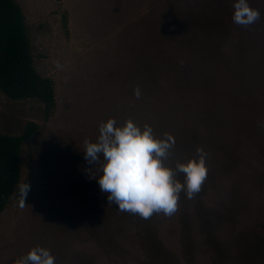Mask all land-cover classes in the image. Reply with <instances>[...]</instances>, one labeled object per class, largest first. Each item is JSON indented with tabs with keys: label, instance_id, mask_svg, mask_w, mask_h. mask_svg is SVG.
I'll return each mask as SVG.
<instances>
[{
	"label": "rangeland",
	"instance_id": "1",
	"mask_svg": "<svg viewBox=\"0 0 264 264\" xmlns=\"http://www.w3.org/2000/svg\"><path fill=\"white\" fill-rule=\"evenodd\" d=\"M16 2L34 66L53 80L55 106L46 115L40 101L0 91V133L37 124L0 213V264L36 245L49 248L56 264H264V83L251 89L248 82L264 60V0H249L261 18L252 28L235 24L237 38L216 58L223 68L226 53L237 52L230 67L242 65L217 76L216 93L187 88V0ZM168 55L166 74L157 68ZM141 64L158 73L152 91L141 84ZM225 105L227 119L219 111ZM109 117L171 133L181 158L203 147L208 173L200 192L181 193L171 217L143 219L109 203L99 165L83 151ZM22 183L29 185L23 208Z\"/></svg>",
	"mask_w": 264,
	"mask_h": 264
},
{
	"label": "trees",
	"instance_id": "2",
	"mask_svg": "<svg viewBox=\"0 0 264 264\" xmlns=\"http://www.w3.org/2000/svg\"><path fill=\"white\" fill-rule=\"evenodd\" d=\"M232 5L233 0H187V88L201 87L210 93H216L214 88L217 76L229 74L242 67H230L232 61L235 63L234 55H237V52L226 53L228 56L226 55L223 68L216 61L219 55L224 59L222 48L224 50L226 46L233 45L238 36L233 33L236 25L232 21ZM238 46L241 47L240 43ZM169 56L163 58L157 68L166 74L173 70ZM261 64V74L255 70L251 79H248L251 89L258 81V85L264 83V60ZM140 72L142 86L152 91L158 73L156 72L154 78L151 68L146 67V64H141ZM219 85L224 92L225 83L221 80ZM238 89L241 94L245 84L240 85ZM0 91L11 99L40 101L44 105L46 115H49L55 106L53 80L40 74L34 66L24 17L16 0H0ZM235 92L238 93L237 90ZM196 110L191 109L192 113ZM227 110V105L219 108L225 119ZM203 114L201 108L200 117ZM216 114L217 111H211L206 120ZM36 129L37 124L29 121L20 134L0 133V213L20 180L22 144Z\"/></svg>",
	"mask_w": 264,
	"mask_h": 264
},
{
	"label": "clouds",
	"instance_id": "3",
	"mask_svg": "<svg viewBox=\"0 0 264 264\" xmlns=\"http://www.w3.org/2000/svg\"><path fill=\"white\" fill-rule=\"evenodd\" d=\"M232 7V21L240 27L249 28L261 18L260 10L249 0H233ZM134 95L137 99L141 96L138 85ZM98 132L95 142L84 140V159L99 165L100 190L121 212L143 219L161 213L171 217L178 210L181 193L193 199L207 179L203 147L185 158L175 156L174 136L157 134L147 122L140 124L131 117L120 122L109 117L99 124ZM28 190L26 183L19 186L21 208ZM13 264H56V257L49 248L36 245Z\"/></svg>",
	"mask_w": 264,
	"mask_h": 264
}]
</instances>
